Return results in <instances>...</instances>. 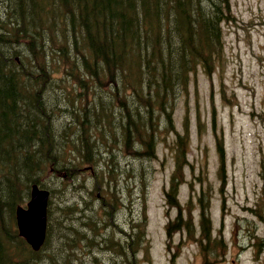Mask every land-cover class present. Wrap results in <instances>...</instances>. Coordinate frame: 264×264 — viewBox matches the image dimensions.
Masks as SVG:
<instances>
[{"label": "rangeland", "instance_id": "rangeland-1", "mask_svg": "<svg viewBox=\"0 0 264 264\" xmlns=\"http://www.w3.org/2000/svg\"><path fill=\"white\" fill-rule=\"evenodd\" d=\"M225 1L220 8L226 18L218 19L217 54L207 70L195 67L184 91L177 87L163 96L161 105L152 102L146 90L127 89L118 75L107 76L98 63L92 65L77 26L62 21L55 27L51 17L47 24L39 20V30L30 34L33 16L43 17L39 4L34 0V7L29 2L16 6L20 21L15 24L14 16L10 17L5 27L16 30L20 24L31 43L3 49L9 58L21 56L27 71L26 57L32 52L39 74L33 73L30 99L7 109L3 131L8 128L12 138L21 191L30 195L35 186L47 195L39 250L33 251L28 242L24 251L18 243L12 245L20 253L44 258L35 257L31 264H200L198 246L186 239L185 231L174 234L166 246L165 226L177 212L171 209L166 215L163 190L174 169L177 138L186 132L190 166L184 168L185 183L179 187L181 214L190 193L191 226H196L198 236L197 199L206 193L211 238L219 236L224 245L216 262L210 260L212 264H264V0ZM9 3L13 13L17 0H0V17L3 5ZM195 5L204 13L203 7L209 9L206 3L195 1ZM26 8L32 12L29 21L22 13ZM177 34L175 28L166 32V39L175 42L174 50L167 51L174 55L179 52ZM45 48L65 49L70 54L58 57L51 52L50 56ZM147 66L155 69L142 64ZM19 71L25 72L24 68ZM151 75L158 79L155 70ZM63 118L76 130L57 128V120ZM171 121L173 129L169 130ZM50 125L57 128L53 145L59 157L47 154L39 168L35 162L42 145L37 138ZM146 126L156 140L155 161L140 160L145 148L137 132ZM71 137L75 143L69 142ZM219 145L224 156L222 173ZM90 165L112 181L93 186L87 178ZM84 186L88 198L80 190ZM28 201L27 197L18 209L26 210ZM80 201L86 214L69 206ZM1 214L5 219L4 207ZM59 214L62 222L52 227L51 219ZM31 226L36 229L35 222ZM126 241L135 245L133 251L127 250Z\"/></svg>", "mask_w": 264, "mask_h": 264}, {"label": "trees", "instance_id": "trees-1", "mask_svg": "<svg viewBox=\"0 0 264 264\" xmlns=\"http://www.w3.org/2000/svg\"><path fill=\"white\" fill-rule=\"evenodd\" d=\"M195 1L200 5L209 4V9L202 6L205 13L198 11ZM17 2L13 13L10 11V3L3 5L4 12L0 17V264H31L35 257L44 260L42 256L34 253H20L12 246L18 243L23 246V251L27 248L25 240L19 237L15 210L20 203H24L26 198H29V193L20 189L21 183L18 180L20 169L16 163L18 158L12 151L13 143L8 128L3 131V127L8 119L7 109L20 101L24 103L30 99V91L33 90L30 85L34 82L33 73L39 74V67L33 66L32 52L26 57L30 65V71H27L21 56L14 55L9 58L7 50L3 49L12 44L29 46L31 43L21 31L20 24L16 25V30L14 27H5L10 17L14 16L15 24L20 21L21 16L17 13L16 6L22 7L27 2L32 7L35 6L34 0H17ZM37 2L43 17L33 16V25H30L28 33L34 34L35 30H39V20L47 24L51 21V17L52 25L55 27L62 21L67 25L77 26L78 33L92 56V65L98 63L107 76L118 75L120 82L127 89L146 90L149 92V99L158 105H161L163 96L176 92L177 87H180L182 91L187 88L188 75L195 70L196 66L200 65L207 70L219 48L220 20L218 19L223 16L225 19L227 15L226 11L220 8L221 5H225V0H37ZM167 5H169V13ZM65 10L70 11L64 15ZM22 13L27 21L32 17V12L27 8L24 11L22 9ZM170 28H175L176 34L178 33L179 52L177 55H174L173 51H167L169 48L174 50L175 47V42L166 39V32ZM45 52H49L50 56L51 52L55 53L58 57H66L70 54L69 50L59 48H45ZM176 58L177 61L174 62ZM145 62L154 66L155 69L150 66L142 67ZM20 68H24L25 72L20 73ZM154 70L158 79L151 75ZM150 78L153 79V83H150ZM30 80L32 82L28 84ZM115 90L119 91L120 87ZM19 91L24 92V96H21ZM34 91L37 90L34 89ZM67 114L69 113H64V115ZM21 116L24 117L26 114L21 112ZM64 119L57 120V128L63 126L64 129L76 130L75 125L66 124ZM57 128L50 125L48 131L38 136L37 139L42 146L35 162L36 167H41L47 154L59 157L53 145ZM172 129L171 121L169 130ZM137 136L140 144L145 148L140 155V160L155 161L156 140H154V135L146 126L143 132H137ZM69 142L75 143L76 139L71 137ZM187 144L188 134L186 132L177 138L174 169L167 190H163L166 215L171 209H176L177 212V216L169 220L165 226L168 239L166 246H170L169 240L174 234L185 231L186 239L195 242L198 246L200 264H212L210 260L216 262L224 250V245L219 236L211 238L212 221L206 193H201L197 199L199 206L198 236H196V226H191L194 221L191 214L190 193L186 211L184 215L181 214L183 207L178 199L179 187L185 183L184 168L190 166L186 158ZM218 153L219 169L222 173L224 156L220 145ZM87 171L89 173L87 178L91 179L93 186H105L112 181L110 176L101 175L97 171V166L90 165ZM220 179L223 182V174ZM189 188L191 190V184ZM80 190L86 192V186ZM86 197L88 198L87 192ZM69 206L75 208L78 213L86 214L87 212L83 210L82 201L76 206L73 204ZM2 207L6 209L5 219L1 214ZM9 216L10 220H8ZM61 222L62 216L59 214L51 219V226L56 227ZM126 246L129 252L135 249V245L127 241ZM171 264H174L173 261Z\"/></svg>", "mask_w": 264, "mask_h": 264}, {"label": "water", "instance_id": "water-1", "mask_svg": "<svg viewBox=\"0 0 264 264\" xmlns=\"http://www.w3.org/2000/svg\"><path fill=\"white\" fill-rule=\"evenodd\" d=\"M46 199H47L46 193L45 192H42V191H39L35 186H33L32 187V190H31V193H30V200L27 203L26 210L17 209V213H16L17 214V220L19 222H22V225H23L22 227L23 228L21 229V226L20 225H19V227H20L21 234L24 236V235H26L25 233L27 232V231H25L24 228H26V229L28 228L26 226V223H24V222H26V218L25 217H27L30 214V211H31V208L32 207H35L36 209L37 208L40 209V211H39V213H40L39 215L40 216L37 219V229H36V230H38V232L37 233H34L33 237L31 235H29L32 239H35L36 240V244H31L32 249L34 251H38L39 250V248H40V246L42 244V241H43V237H44V235H43L44 233L43 232H44V227H45V204H46ZM41 205H42V208H40ZM41 209H42V211H41ZM39 227H42L41 234H40V230H39L40 228Z\"/></svg>", "mask_w": 264, "mask_h": 264}, {"label": "bare ground", "instance_id": "bare-ground-1", "mask_svg": "<svg viewBox=\"0 0 264 264\" xmlns=\"http://www.w3.org/2000/svg\"><path fill=\"white\" fill-rule=\"evenodd\" d=\"M7 2V1H6ZM81 68V67H80ZM81 77V76H80ZM72 109V108H71ZM67 113V112H66ZM68 115V114H67ZM71 118V117H70ZM65 124V123H64ZM68 124V123H67ZM69 125V124H68ZM61 126V125H60ZM77 145V144H76ZM71 167V166H70ZM39 211H40V209L39 208H35V207H32L31 208V211H30V214L27 216V217H25L26 218V222H24V223H26V226L29 228H27L28 229V234L27 233H25L26 235H24L25 237H26V240L30 243V244H36V240L35 239H32L29 235H31L32 237H33V235H34V233H37L38 232V230H36L37 229V219L39 218ZM26 216V215H25ZM31 222H36V229H34L30 224H31ZM19 224H20V226H21V229L23 228L22 226V222H19ZM40 230V229H39ZM37 236V235H36ZM35 238V237H34Z\"/></svg>", "mask_w": 264, "mask_h": 264}]
</instances>
